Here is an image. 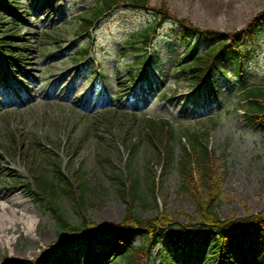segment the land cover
Instances as JSON below:
<instances>
[{"label":"rangeland","instance_id":"1","mask_svg":"<svg viewBox=\"0 0 264 264\" xmlns=\"http://www.w3.org/2000/svg\"><path fill=\"white\" fill-rule=\"evenodd\" d=\"M0 1L5 3L4 0ZM12 1L18 2L16 8L6 3L11 16H0L1 28L11 24V19L17 20V16L24 21L19 29L25 34L24 40L31 37L27 35L30 27L40 32L62 28V38L60 44L49 47H45L42 41L35 47L27 45L24 53L26 64L11 60L27 73V79L17 75L14 67L6 66L7 58L0 51V83L3 79L12 88L11 93L0 96V196L11 194L12 199L16 198L15 201L20 204L5 213L3 205L7 204L0 200V231L6 228L13 230L0 237V264H41L47 259L48 264H67L71 260L80 264L78 252L82 251L84 244H73L70 249L56 247V218L50 211L49 202L34 196L33 174L30 171L32 163L24 159L23 151L16 153L17 146H25L26 141L35 136L44 139L45 143L56 145V140L67 143L70 138L85 135L84 146L76 155L70 156L66 148L57 151L63 172L72 184L77 183V178L73 177L70 157L75 166L82 168L86 174L87 202L86 205H79L63 195L62 206L73 223L80 222L84 215L99 225L120 223L127 211V203L119 190L120 183L112 172L97 169L95 162L108 156L114 160L117 174L126 173L129 153L122 148L124 128L140 130L142 118L147 116L169 119L175 127L181 125L179 119H182L186 126L198 129L208 121L209 116L221 114L220 124L212 130L208 141L218 158L216 166L220 172L218 182L221 188L219 213L225 220H234L264 212V136L258 126L247 123L243 111L234 109L238 104L237 96H234L238 90L235 85L240 80L233 55L222 52L219 64L227 76L216 79L197 96L196 89L185 80L183 72L175 71L178 64L186 63L185 60L194 53L195 40L183 37L179 25L166 23L150 54L156 60L153 63L156 70L149 69V79L145 84L138 81L139 84L124 88L123 91L133 94L131 100H126L123 96L118 98L120 91L116 78L126 72L128 66L124 64L117 70V47L133 30L146 26L149 21L146 13L120 9L102 22L94 36L77 35L78 26L75 28L73 22L75 16L95 0ZM152 4H165L174 17L184 19L201 31L215 30L224 35L246 30L251 23L263 21V27L253 42L255 52L242 71L245 82L241 84L264 82V0H152ZM196 42L203 46L201 42ZM87 44L94 46L95 58L91 57L87 69L73 67L69 57ZM144 55L134 54L127 58L129 62L138 63L136 74L144 68ZM63 77L66 79L59 82ZM73 82L75 87L69 90L67 86ZM119 83L126 85L131 81L120 79ZM165 94V102L160 101ZM15 98H18L17 102ZM116 98L120 100L116 101ZM126 107L135 109L138 117H130ZM110 111L116 116L113 118L116 125L113 129H107L95 121L101 113ZM88 121L95 122L91 129L88 128ZM134 140H138V137ZM145 159H153V164L147 165ZM38 162L48 163L40 156ZM136 162L149 205L137 202L135 207L139 215L144 218L156 217L160 212L155 206L157 199L161 211L179 214V222L184 225L190 223V217L198 218V207L194 200L179 192L181 176L176 165L165 172L162 177L163 189L154 195L149 191V182L158 180L163 167L153 156H146L144 152L136 158ZM111 168L114 169L113 166ZM11 173L18 178H8ZM17 225L19 231H15ZM258 235L256 232L248 237L254 239ZM142 241L136 237L134 244L140 246ZM260 241L264 242L262 238ZM167 245L170 242L163 238L154 254ZM205 245L203 243L202 246ZM184 249L187 251L176 264H203L205 257L210 256L205 247V251L195 252L194 256L190 254L189 244ZM93 250L96 256V250ZM93 250H87L84 261L94 260ZM72 254L74 259L71 258ZM147 264H160V260L153 257Z\"/></svg>","mask_w":264,"mask_h":264},{"label":"trees","instance_id":"2","mask_svg":"<svg viewBox=\"0 0 264 264\" xmlns=\"http://www.w3.org/2000/svg\"><path fill=\"white\" fill-rule=\"evenodd\" d=\"M6 1L11 2L12 0ZM122 5L135 9H153L156 15V22L142 34L133 37L129 42L130 45H135L134 48L138 50L144 51L150 48L155 40L157 30L161 28L164 21L168 20H174L175 23L180 24L182 29L186 30L185 34L189 37L197 34L210 42L203 52L194 55L191 61L187 62L183 67L184 70H188L186 73L187 80L196 86L202 84L204 79L209 80L208 78L213 77L212 75L217 69L215 62L223 50H229L239 58L238 70L240 71L245 58H248L250 53H253L255 32L261 27V22H256L249 31L243 32L245 34L241 37L238 36L240 34L238 32L224 36L214 30L201 32L193 25L187 24L184 19L174 17L165 4L151 8V0H99L95 6L89 8L86 13L78 17L81 31H89L111 11ZM2 14L8 16L9 10L3 4H0V15ZM14 25L16 26L17 24ZM22 39L23 37L18 36L11 25L0 36V49L5 55L15 56L22 61L25 58L24 50L26 49L24 42L18 41ZM11 40L13 42H10ZM87 52V48L83 50L84 55ZM241 97H244L248 102L247 120L258 123L264 133V86L255 85L248 87L243 90ZM113 118L115 117L103 116L99 119V123L107 129H113L116 126L113 123ZM210 121L209 124H203V128L198 130H193L184 125L178 130L169 120L157 121L154 119H144V124L142 123L139 131L132 128H124L122 138L124 146L130 155L127 162L128 176L126 175L125 178L122 173L116 174L113 166L114 160L108 156L102 157L101 161L96 162L97 169L104 170V172L111 171L113 176L117 177L121 186L119 190L127 203V211L122 223L118 225L106 224L104 227H100L86 216L81 222L70 224L66 212L60 204V198L62 193L72 192L71 195L73 196L74 191L78 190L80 196L73 200L77 203L80 202V205H86L85 194L88 184L84 180V173H81L78 168L72 165L73 172L78 178V186L75 190L72 189L71 184L65 181L67 179L61 171L60 164H57L58 162L55 159L52 158L51 162V165L55 168L50 170L44 169L43 166L35 165V157L38 154V150H42L44 153L47 152L41 147L39 141L35 139L27 143L26 157L32 163L35 189L38 195L50 200L52 210L57 216L56 223L62 241H68L75 235L87 232L92 233V235H94V232L99 236L108 235L109 240H107L105 247L109 250L105 256H100L102 258L100 264H102L103 260L106 263L112 256L116 261L124 260L126 264H147L148 259L152 256L153 249L158 244L157 239L165 231L175 232L176 236L171 237L173 244L171 247H175L176 250L171 252L170 247V249L167 248L160 251L159 255L163 264H170L172 258L180 256L178 245L183 243V241L188 239L190 244H193L197 240L196 238L192 240L186 236L184 237L185 230L195 231L201 239L204 238L211 242L213 254L216 256L220 255L222 259H225L226 256L230 259L234 244L239 251L243 252L242 237L246 232H249L248 226H257L258 230L264 233V212L234 220H224L219 214L220 202L218 201L221 195V188L218 182L219 171L216 168L217 158L215 157V151H212L208 145L210 131L217 126L218 122L213 118ZM89 128L91 127L89 126ZM136 134L138 135V140L134 141ZM80 142L84 145L83 139L77 143L71 142L68 150L73 154L76 153L80 148ZM143 152L146 156H153L158 165L163 167L162 175L174 165L178 167L181 175L179 192L189 195L196 203L197 211L199 212L198 218L190 217V223L184 225L185 230L179 228L181 225L179 214L161 211L157 199L155 200V206L159 208L160 212L156 217L152 219L143 218L137 213L136 202L139 201L141 205L149 206L146 203L147 197L143 191L142 177L137 171L136 158L140 154L142 155ZM145 161L147 165H152L154 160L145 159ZM111 166H113V170ZM162 189V177L157 181L155 179L150 180L149 191L152 194H159ZM202 197H207L208 199L204 200ZM166 208L167 203L164 204V209ZM137 234L148 239L147 247L133 246L132 238L129 235L135 236ZM120 241H123L124 244H121ZM118 246H120V249H117ZM250 248L254 256L260 259L261 254L256 248L252 246Z\"/></svg>","mask_w":264,"mask_h":264},{"label":"bare ground","instance_id":"3","mask_svg":"<svg viewBox=\"0 0 264 264\" xmlns=\"http://www.w3.org/2000/svg\"><path fill=\"white\" fill-rule=\"evenodd\" d=\"M64 79H66V77L61 78L59 82L63 81ZM74 87H75V82H73L71 85H68L67 86V88L69 90L73 89ZM15 199H12V195L11 194L10 195H1L0 196V200L5 201V203L7 204V205H3V211L5 213H9L11 208H14V207L20 205L17 201H15ZM18 227H19V225H17L15 231L17 229H18L17 231H19V228ZM12 231L13 230L12 229H9V228H6V229L1 230L0 231V237H2V234H4V233H11Z\"/></svg>","mask_w":264,"mask_h":264}]
</instances>
